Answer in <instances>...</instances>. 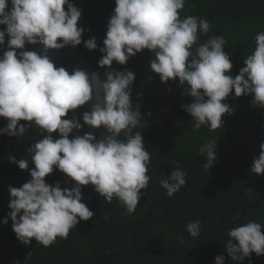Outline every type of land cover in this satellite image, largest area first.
Listing matches in <instances>:
<instances>
[{
    "label": "clouds",
    "instance_id": "clouds-1",
    "mask_svg": "<svg viewBox=\"0 0 264 264\" xmlns=\"http://www.w3.org/2000/svg\"><path fill=\"white\" fill-rule=\"evenodd\" d=\"M115 9L107 25L100 68H107L101 79L76 68L71 73L51 59V50H61L84 44L97 50L95 37L82 40L85 29L78 26L82 10L71 0H0V46L7 41L8 50L0 56V117L8 122L0 135L24 137L30 127L39 129L40 137L27 153L35 167L29 169L28 159L11 158L21 170H29L31 179L21 187H8L11 211L3 220L12 221V229L23 245L32 240L49 247L57 238L67 239L70 231L88 221L94 212L82 202L83 186L92 185L103 200L115 198L131 215L136 212L151 177L148 173L150 153L138 129L142 116L132 101V85L136 79L131 70H114V62L126 65L129 59L145 49L152 59L149 68L161 82L170 79L184 87L182 95L192 98L183 109L193 118L194 130L206 126L209 130L222 127V117L233 115L235 109L224 101L233 92L235 97L251 96L252 106L264 108V31L255 35V48L247 55L235 77L227 75L233 69L226 40L222 35L207 36L212 25L206 18L181 17L186 0H115ZM11 5V7H9ZM26 44L42 45V51H20ZM154 54V55H153ZM96 89H102V100L81 118L76 110L94 99ZM72 113L70 119L66 117ZM21 121L30 122L21 124ZM99 129L108 135L97 140L91 132L75 135L84 126ZM145 126H140L142 128ZM58 133L59 138L53 134ZM124 133V139H119ZM258 158H253L250 172L264 176V142L259 145ZM206 157L203 167L212 169L217 160V144L209 140L199 149ZM66 174L75 183L62 188L46 182L54 170ZM186 172L177 168L160 186L168 197L175 196L185 186ZM187 232L199 237L201 223L189 221ZM224 250L232 261L250 258L252 253L264 256V225L250 220L230 228ZM215 264H225L217 256Z\"/></svg>",
    "mask_w": 264,
    "mask_h": 264
},
{
    "label": "trees",
    "instance_id": "trees-1",
    "mask_svg": "<svg viewBox=\"0 0 264 264\" xmlns=\"http://www.w3.org/2000/svg\"><path fill=\"white\" fill-rule=\"evenodd\" d=\"M71 2L82 10L78 22V26L85 29L82 40L95 37L98 48L90 51L83 43L70 48L88 60L103 79V73L108 69L98 65L103 55L99 48L104 47L115 0ZM180 15L206 18L210 22V32L207 36L201 35L200 43L208 36H224V49L233 63V69L226 74L233 77L239 74L247 55L254 50L255 35L264 31V0H186ZM3 53L0 52V56ZM151 59L152 53L145 49L131 57L126 65L116 62L112 65L114 70H131L136 76L132 85V101L134 108L139 106L142 116L141 124L133 130V134L140 131L147 148L155 130L152 149L176 158L185 166L188 171V194L199 196L222 186L236 187L246 195L250 204L257 201L245 211L243 222L255 220L264 225V176L250 172L253 158L259 156V145L264 142V108L253 107L251 96L235 97L233 90L224 102L235 112L222 117V127L209 130L202 126L194 130L193 118L183 109V105L191 103L192 98L182 95L184 87L179 84L178 78L161 82L159 75L149 68ZM85 110L88 111L87 105L76 110L82 124ZM71 116L70 112L66 118ZM7 122L0 117V128L6 127ZM29 123L24 121V124ZM85 132H89L86 125L78 132L74 130L70 138ZM53 136L59 138L58 133ZM39 138H42L39 129L34 126L25 132L24 137L0 135V161L10 155L19 143L16 152L0 164V264H95L99 220L89 200L83 203L95 213L91 220L80 221L67 239L58 237L49 247L39 245L35 239L31 245L21 244L12 229L11 219L7 225L3 223L11 211L8 207V187H21L31 179L30 171L19 169L18 165L10 162L11 158L28 159L29 169L34 168L27 150ZM124 138V133H121L119 139ZM209 140L216 141L217 160L212 169L206 170L203 167L206 157L199 154V149ZM171 171L158 163L148 164L147 174L151 179L147 189L141 190L142 194H146L142 195L134 214H127L115 198L111 203L106 201L112 224L111 264H215V258L221 255L225 264H237L224 250L229 239L226 233L234 227V201L223 197L199 207L185 206L175 196L168 197L166 190L160 186V180L166 179ZM45 179L52 185L59 182L62 188H70L75 183L58 169ZM189 221L201 223L199 237L194 238L187 232ZM240 264L259 263L252 253Z\"/></svg>",
    "mask_w": 264,
    "mask_h": 264
},
{
    "label": "water",
    "instance_id": "water-1",
    "mask_svg": "<svg viewBox=\"0 0 264 264\" xmlns=\"http://www.w3.org/2000/svg\"><path fill=\"white\" fill-rule=\"evenodd\" d=\"M8 39L9 37L6 36L5 44L0 46V52H5L8 50L7 48ZM42 48H43L42 45L26 44L25 49H18L17 52L19 53L20 51H37L39 53L42 51ZM49 55L55 63L65 67L66 70H68L70 73L76 68H80L82 70H85L89 74L98 73L100 76L99 71L88 60H86L81 54H79L70 47H65L64 49L61 50H51ZM102 97H103L102 89H96L94 92L93 101H90L87 105L88 111H91L92 105L95 102L102 100ZM21 124H24V121H21ZM89 132L93 133L96 136L97 140L103 139L105 136L108 135L107 130L103 128V126L99 129L89 128ZM18 144L19 143H17L15 149L12 151L10 155H8L6 158H3L0 161V164L7 161L16 152ZM145 149L150 153V162L158 163L163 166H166L172 171L176 170L177 168H180L181 170L186 172V180H188V171L179 160L165 153L154 151L150 146H148ZM186 186H187V182L185 186H182L181 190L175 195L176 199L185 206L199 207L223 197L232 199L235 203V208L232 214V222L234 227H239L244 224L243 218L245 211L248 208L253 207L257 203L256 201L255 203L250 204L248 202L246 195L236 187L222 186L210 192L201 194L199 196H192L186 192ZM85 200H89L92 203V205L96 210L99 220V231H98L95 264H111L112 263L111 262L112 261V224H111V217H110L108 205L106 201L103 200V198L100 197L99 194L95 192L94 186L92 185L84 186V194H83L82 202ZM255 257L259 264H264V256H257L255 254Z\"/></svg>",
    "mask_w": 264,
    "mask_h": 264
},
{
    "label": "flooded vegetation",
    "instance_id": "flooded-vegetation-1",
    "mask_svg": "<svg viewBox=\"0 0 264 264\" xmlns=\"http://www.w3.org/2000/svg\"><path fill=\"white\" fill-rule=\"evenodd\" d=\"M147 121V120H146ZM157 124H155L154 126H156ZM143 130L146 129V127H142ZM154 134H155V130H153V133L151 134L150 136V140H149V143H148V146H150L152 148V142H153V138H154ZM147 146V147H148Z\"/></svg>",
    "mask_w": 264,
    "mask_h": 264
}]
</instances>
